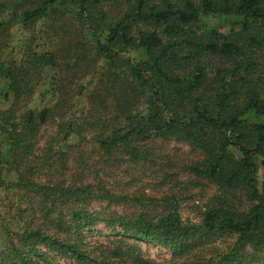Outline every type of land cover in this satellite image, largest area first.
Masks as SVG:
<instances>
[{"label":"trees","instance_id":"trees-1","mask_svg":"<svg viewBox=\"0 0 264 264\" xmlns=\"http://www.w3.org/2000/svg\"><path fill=\"white\" fill-rule=\"evenodd\" d=\"M81 71L87 80L71 88ZM46 80L47 98L35 97ZM165 139L188 145L184 171L219 191L199 220L182 218L175 197L157 213L90 171L94 148L112 164L154 165L149 144ZM0 190L13 196L0 264H51L50 252L70 264H157L137 243L89 245L97 223L171 250L174 264H264V0H0ZM121 194L133 211L111 208Z\"/></svg>","mask_w":264,"mask_h":264},{"label":"rangeland","instance_id":"rangeland-1","mask_svg":"<svg viewBox=\"0 0 264 264\" xmlns=\"http://www.w3.org/2000/svg\"><path fill=\"white\" fill-rule=\"evenodd\" d=\"M208 20L212 26L219 28V30L227 31L230 28V23L228 21H224V18L222 17H210ZM58 24L67 25V23L62 22H58ZM69 37L72 38V41L76 40V37L73 38L71 34ZM19 39V37H13L11 47L14 51L19 49ZM53 47L57 49V44H54ZM60 55L62 59L65 58L62 52H60ZM78 73L80 76L73 78L74 84L71 85V88L75 89L79 83L86 81L89 76V74H87L83 77L82 71ZM49 90V83L46 80L37 89L35 97L43 96L47 98ZM93 101H95V105L98 109L101 108L96 99ZM93 101L91 100V103H93ZM58 121V116L53 115L46 124L41 126L36 141V146L38 148L41 149L45 145L51 144V139L55 135L57 128L56 123ZM52 145L55 147L56 143L53 142ZM149 145L153 146V150L155 152L154 156L157 157L154 165H143V163H136L134 165L112 164L108 161L106 162L96 158V154L93 153V151H95L94 148L89 157V160L92 163L90 171L92 173H97L103 182L110 183L112 186L116 187L118 191L123 189L122 186L128 188V191L130 192L134 190V196L146 198L145 200L149 203V209L157 211V213L163 212L165 207L164 203H168L166 201L175 197L178 201V211L182 218L193 221L199 220V215L203 205L209 202L213 196L219 193V191L214 184L185 172L183 166L179 163L182 162L181 159L195 157V152L192 151V149L185 143L177 142L174 139L157 140ZM92 147L93 138L92 135L88 133L86 141L82 144L83 149L81 150L89 151L90 149H93ZM164 156L171 157L169 160L174 163H171L170 166L163 167L162 165H165L167 162V159H164ZM69 163H71L74 167L76 166V163L70 161V159ZM78 164H80V162H77V165ZM84 164L85 163L81 162L82 168ZM165 172H170V175L176 176V180H170V178L163 180ZM179 181H183V183L181 184ZM125 183L130 184L126 185ZM121 195H124L123 198H121L122 200L112 203L111 208L117 209L121 212L133 211V206H135V201L133 200L134 196L125 194ZM12 197L13 196H11L10 193L0 190L1 220L4 219V216L8 219L13 214V208L11 206L12 203H10L13 200ZM148 197H152L153 200L150 201ZM106 204L107 202L93 201L89 209L97 210ZM120 239H122L124 243H137L140 247L142 256L155 261L157 264H174V262L179 261L178 257L176 255L174 256V253H172L171 250L159 245H154L153 243L140 241L133 237H123L118 235L115 230H112L104 223H97L94 225L91 228V233H89L86 237V241L89 245L103 246H111L113 244L118 245V240ZM227 243H229V238L227 237H219L214 242L217 248H223L227 245ZM48 255L51 260V264L71 263L69 258L57 255L56 253L50 252ZM118 261L119 263L116 264H131L130 261H126L125 259H119Z\"/></svg>","mask_w":264,"mask_h":264}]
</instances>
